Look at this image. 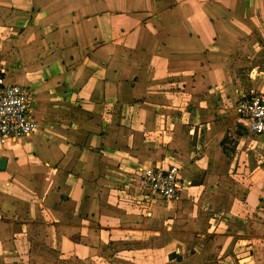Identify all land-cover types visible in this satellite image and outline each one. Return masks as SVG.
I'll list each match as a JSON object with an SVG mask.
<instances>
[{
    "label": "crops",
    "instance_id": "0c3cea01",
    "mask_svg": "<svg viewBox=\"0 0 264 264\" xmlns=\"http://www.w3.org/2000/svg\"><path fill=\"white\" fill-rule=\"evenodd\" d=\"M0 77L45 135L4 153L2 264H201L221 243L264 264V149L235 110L264 92V0H0ZM172 165L181 201L137 193Z\"/></svg>",
    "mask_w": 264,
    "mask_h": 264
},
{
    "label": "built area",
    "instance_id": "2783aa9c",
    "mask_svg": "<svg viewBox=\"0 0 264 264\" xmlns=\"http://www.w3.org/2000/svg\"><path fill=\"white\" fill-rule=\"evenodd\" d=\"M34 91L26 84H7L0 77V147L16 146L41 131L34 114ZM237 115L251 134L264 139V92L243 95L236 104ZM135 182L137 193L150 201L179 202L189 187L180 168L141 167Z\"/></svg>",
    "mask_w": 264,
    "mask_h": 264
},
{
    "label": "rangeland",
    "instance_id": "374dc122",
    "mask_svg": "<svg viewBox=\"0 0 264 264\" xmlns=\"http://www.w3.org/2000/svg\"><path fill=\"white\" fill-rule=\"evenodd\" d=\"M14 84H17V83H14ZM33 106H34V103H33ZM57 113L58 112H56V114ZM36 119L38 120V118H36ZM41 119H42V117L40 118V120ZM39 134L40 133L33 135V136L36 137V139H33L32 142L35 143V141H39V140L40 141H43L45 139V135H41L40 136ZM33 136H31V137H33ZM31 137H29L28 143H29ZM250 139L254 141V143L256 144V148L264 149V148H262V145L264 144V139H262V138H260L258 136H255V135H252V137H250ZM36 146L39 149L40 145H36ZM24 148L29 151V149H32L34 147H30L27 144L26 146H24ZM24 148L22 146L20 147L18 145L12 146V148H10V146L4 147V148H0V158L6 157V155H4V153L7 152V149H13L12 152L15 153V154L25 155L26 150ZM28 154L29 153H27V155ZM185 170H187V169H184V173L186 174V171ZM16 184H18V183H16ZM204 195L205 194H201V195H199V197L203 198ZM213 197L215 198V194H213ZM165 220H168V219L165 218ZM33 239L36 241L35 244H37V246H40L41 245L40 242L41 243H44V242H42V241H44V239H41L38 236V233H35V237ZM219 241H220V239H212L211 240V242L214 243V244H219ZM230 241L231 240L229 239V242ZM54 244H55L54 242H50V244L47 245V246H49V251L50 250H53L55 248V245ZM33 246L36 247V248H38L36 245H33ZM222 246H223V244L221 243L218 247H216L215 245H212V246H210L208 248H206V247L203 248L204 251H203V254L201 255V258L203 259L202 260L203 263H201V264H221V263H219V260L217 259L218 256H221V258L222 257H225L222 264H237L236 261L234 260V251H233V249H232V247H231L230 244L225 245L226 246V251L225 252H221V254H219V253L216 254L214 252V248L220 249V251H221ZM36 248L33 249L34 252H35V254L33 255V258H32V261L35 262V263L40 262V260H41V259H37V252H36V251H40V249H36ZM46 254H47V257H46L47 259H44L46 261V263H48V264H56V262L58 261V257L59 256L58 257H55V254H53L51 252L50 253H46ZM2 262H4L3 259L0 261V263L2 264Z\"/></svg>",
    "mask_w": 264,
    "mask_h": 264
},
{
    "label": "water",
    "instance_id": "95a60500",
    "mask_svg": "<svg viewBox=\"0 0 264 264\" xmlns=\"http://www.w3.org/2000/svg\"><path fill=\"white\" fill-rule=\"evenodd\" d=\"M6 164H7V158H2L0 161V171H4L6 168Z\"/></svg>",
    "mask_w": 264,
    "mask_h": 264
},
{
    "label": "flooded vegetation",
    "instance_id": "af4514ba",
    "mask_svg": "<svg viewBox=\"0 0 264 264\" xmlns=\"http://www.w3.org/2000/svg\"><path fill=\"white\" fill-rule=\"evenodd\" d=\"M37 111H38V109L36 108V111L34 110V114H35V117H36V118H38V116H37V113H38V112H37ZM1 159H2V158H1Z\"/></svg>",
    "mask_w": 264,
    "mask_h": 264
}]
</instances>
